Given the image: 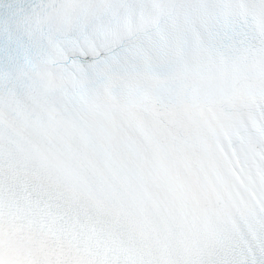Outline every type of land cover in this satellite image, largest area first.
<instances>
[{
	"label": "snow or ice",
	"instance_id": "6c2138e0",
	"mask_svg": "<svg viewBox=\"0 0 264 264\" xmlns=\"http://www.w3.org/2000/svg\"><path fill=\"white\" fill-rule=\"evenodd\" d=\"M0 264H264V0H0Z\"/></svg>",
	"mask_w": 264,
	"mask_h": 264
}]
</instances>
